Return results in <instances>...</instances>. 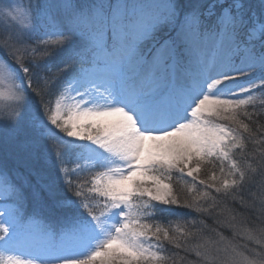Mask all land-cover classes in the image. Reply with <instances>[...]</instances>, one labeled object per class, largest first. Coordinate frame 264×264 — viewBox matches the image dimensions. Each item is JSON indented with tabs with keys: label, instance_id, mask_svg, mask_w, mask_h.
<instances>
[{
	"label": "snow or ice",
	"instance_id": "6c2138e0",
	"mask_svg": "<svg viewBox=\"0 0 264 264\" xmlns=\"http://www.w3.org/2000/svg\"><path fill=\"white\" fill-rule=\"evenodd\" d=\"M5 100L0 264H264V0H0Z\"/></svg>",
	"mask_w": 264,
	"mask_h": 264
},
{
	"label": "rangeland",
	"instance_id": "374dc122",
	"mask_svg": "<svg viewBox=\"0 0 264 264\" xmlns=\"http://www.w3.org/2000/svg\"><path fill=\"white\" fill-rule=\"evenodd\" d=\"M18 2L20 3V4H22V5H24V6H27V4H28V0H18ZM5 95H7V92H6V89H5ZM3 102H7L6 100L5 101H0V103H3ZM259 110V105H257V107H256V109H253L252 107H249V109H248V111L250 112V113H252V112H254V111H258ZM242 119H244L243 117H242ZM244 122L245 123H248V124H251L252 123V121H249V120H247V119H244ZM250 126V125H249ZM181 211H186V210H181ZM225 235H228V233H225ZM191 258V257H190Z\"/></svg>",
	"mask_w": 264,
	"mask_h": 264
},
{
	"label": "trees",
	"instance_id": "16d2710c",
	"mask_svg": "<svg viewBox=\"0 0 264 264\" xmlns=\"http://www.w3.org/2000/svg\"><path fill=\"white\" fill-rule=\"evenodd\" d=\"M254 120H256V118L254 117ZM264 124V116H260L259 117V119L258 120H256V122L254 123L253 121H252V123L251 124H249L250 125V127H253V128H255L256 127V125L257 124ZM251 148V145H249V149Z\"/></svg>",
	"mask_w": 264,
	"mask_h": 264
}]
</instances>
